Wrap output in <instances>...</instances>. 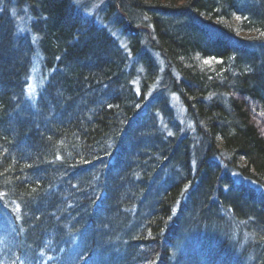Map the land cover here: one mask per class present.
<instances>
[{
  "label": "trees",
  "instance_id": "16d2710c",
  "mask_svg": "<svg viewBox=\"0 0 264 264\" xmlns=\"http://www.w3.org/2000/svg\"><path fill=\"white\" fill-rule=\"evenodd\" d=\"M96 1L0 0V264H264V0Z\"/></svg>",
  "mask_w": 264,
  "mask_h": 264
},
{
  "label": "rangeland",
  "instance_id": "374dc122",
  "mask_svg": "<svg viewBox=\"0 0 264 264\" xmlns=\"http://www.w3.org/2000/svg\"><path fill=\"white\" fill-rule=\"evenodd\" d=\"M80 2H83V3H89L90 2L89 8L88 7H85L84 8V10L86 11V13H85L86 16H88L90 18L94 17L97 21H101L100 20L101 18L97 15V13L98 12L99 13L102 12V10H103V4L102 3H99L96 0H79V4H80ZM179 6H180L179 4H176V7H179ZM81 7H83V6H81ZM8 11H9L8 12L9 13V19L13 22V24H15V26L16 25L17 26L20 25L19 27H21L23 25L22 31L23 30H26V32H27V26L26 25H27L28 21L30 20V18H28L27 11L25 9H21L16 14H13L11 12V10H8ZM117 16H118V19H119V15H117ZM9 19H8V21H9ZM116 21L119 24L120 20H117L116 19ZM108 22H109V28H113V25L114 24L115 25H118V24H116L115 21H108ZM25 26H26V28H25ZM107 26H108V23H107ZM139 26L148 29L147 23L141 22ZM111 30L113 31V29H111ZM20 31H21V29H20ZM115 33L118 34L117 36H119V41L121 42V44H123V45L126 44L127 41L124 38H121V36L119 35L118 32H115ZM133 34L135 36L138 35L137 32L136 33H133ZM31 39H32V41L34 42V45H35V43H36V41L38 39L37 36L32 35V38ZM143 39H144V37L141 38V40H143ZM143 42H144V40H143ZM34 47L35 46H33V48ZM35 51L38 52V50H35ZM143 52L145 54L147 53V54H149V56H152L153 57L152 59H153V61H155V64L157 65V71H158L157 81L153 85H151L149 87V89L147 91L148 93H147L146 96L147 97H151V96L155 95V96L159 97L161 95V93H163L162 96H164V98H166V102H168L167 109L172 113V118H171V121L170 122H171V124L175 123L180 128V134L181 135L179 136V139L180 140H185V141H190L192 143V149H195L196 147H198V145H197L196 142H194V140H196V138L193 137L194 132L192 131L191 124L189 123V121H188V119L186 117L185 108L181 104L178 96H176L175 94L166 93V92H164V89L163 88L159 87V84H161V81H162V78H163L164 71L166 70V65L164 64L163 60L158 56L157 53H154V52H151V51L148 53L147 50L146 51L144 50ZM37 61L38 60L36 59L35 60L36 64L38 63ZM32 100L34 101L33 97H32ZM147 116L150 118V120H153V122H154L153 125H155V127L158 128V130L167 131V133L168 132H172L171 131V127L169 126L168 122L165 121V120L159 119V118H162L161 116H159L157 118H155V117L152 118L154 115L152 116L149 113L146 114V115H144V117H147ZM212 163H211V165H214ZM221 171H222V173L224 172V170H222V169H221ZM196 173H197V170L195 169L194 172H193V174L195 175ZM234 182L235 183H241V182L244 183V181H242L240 178L234 179ZM147 184H150V183H147ZM245 185L247 186L248 184H245ZM124 190L126 191V193L124 195L123 194H120L119 195L120 196V198L118 199L119 203L126 201L127 200L126 198H128L127 195L130 193V192L127 191V188H125ZM155 190H156V188H155V184L153 182L149 186V188H146V192L147 193L145 194V196H144V198L142 200H139L138 201L139 202V205L137 204V207H140L141 208L140 209V212H142L143 210L144 211H147L150 208H152V205H153L152 204V199L154 197ZM122 193H124V191ZM205 194H206V192H203V195H205ZM199 207H201V205H199ZM124 220H125V218H124ZM187 220L189 221L190 219H187ZM188 221L186 223V226H185V229L184 230H193L194 231V228L190 225V223ZM117 223L119 225L121 224L120 223V219H118V222H116L112 227L117 226L118 225ZM187 226H188V228H187ZM130 227L131 226H127V230ZM102 229L106 230L107 228L102 227ZM112 234H114V235H112V237L110 239V245L113 242V240H115V242L119 244V242H120V240H119L120 234H116V233H112ZM115 235H117V236H115ZM245 237H247V236H245ZM245 237H244V243L242 245H244L247 242H249V238L248 237L245 238ZM250 242H252V241H250ZM112 244H114V243H112ZM83 245L86 246L83 243V244L80 245V247L83 246ZM242 245L239 246V249H241ZM105 246H106V244H105ZM200 252H201V250H200ZM210 253H212V252L210 251ZM194 254H196V253H194ZM202 254L204 255V253H202ZM212 255L213 256L215 255L214 252L212 253ZM171 260H174V259L172 258Z\"/></svg>",
  "mask_w": 264,
  "mask_h": 264
},
{
  "label": "bare ground",
  "instance_id": "6f19581e",
  "mask_svg": "<svg viewBox=\"0 0 264 264\" xmlns=\"http://www.w3.org/2000/svg\"><path fill=\"white\" fill-rule=\"evenodd\" d=\"M191 167L193 168V170L196 169V166H191ZM222 257L225 258V259H227V255H223ZM229 264H230V262H229Z\"/></svg>",
  "mask_w": 264,
  "mask_h": 264
},
{
  "label": "snow or ice",
  "instance_id": "6c2138e0",
  "mask_svg": "<svg viewBox=\"0 0 264 264\" xmlns=\"http://www.w3.org/2000/svg\"><path fill=\"white\" fill-rule=\"evenodd\" d=\"M205 63H207V61H205ZM57 159H59V157H57Z\"/></svg>",
  "mask_w": 264,
  "mask_h": 264
}]
</instances>
